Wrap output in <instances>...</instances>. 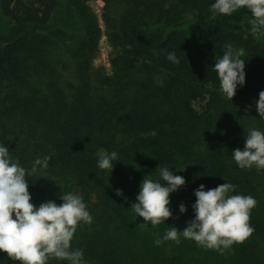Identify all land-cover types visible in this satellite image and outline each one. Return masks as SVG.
I'll list each match as a JSON object with an SVG mask.
<instances>
[{"label": "trees", "instance_id": "trees-1", "mask_svg": "<svg viewBox=\"0 0 264 264\" xmlns=\"http://www.w3.org/2000/svg\"><path fill=\"white\" fill-rule=\"evenodd\" d=\"M88 1L0 0L9 23L0 29V144L30 173L31 203L82 197L93 219L78 225L71 246L84 264H264V169H241L232 156L251 129L264 133L255 103L264 27L252 31L246 8L213 12L215 0H102L114 53L105 74L91 63L101 29ZM227 44L245 52V83L231 100L213 70ZM101 151L118 154L111 172L98 167ZM45 156L47 169L31 172ZM166 167L186 183L169 195L172 216L153 227L131 205L142 180L167 186ZM226 182L236 186L230 195L258 202L248 239L222 254L182 235L179 244L154 243L194 218V189Z\"/></svg>", "mask_w": 264, "mask_h": 264}, {"label": "clouds", "instance_id": "clouds-1", "mask_svg": "<svg viewBox=\"0 0 264 264\" xmlns=\"http://www.w3.org/2000/svg\"><path fill=\"white\" fill-rule=\"evenodd\" d=\"M241 8L248 9L252 14L249 21L252 31L264 27V0H215L211 5L213 12L223 15H231ZM224 47L223 56L216 60L213 70L220 80L221 91L231 100L237 86L245 83V60L241 59L245 52L242 48L234 50L231 44ZM166 58L179 63L174 52L167 53ZM158 83L163 86L162 79ZM258 95L256 109L259 117L264 118V90ZM149 134L155 136L156 132ZM98 155V167L110 172L113 161L119 160L115 151H101ZM232 156L241 169L253 166L258 171L264 169V133L251 129L243 150L234 149ZM50 159V156L43 159L38 157L31 172L36 171V166L47 169ZM27 174L30 173L19 161H13L10 157L9 148L0 144V252H5L19 264H48L51 259L67 261L68 264H84L83 250H73L71 246L78 225L81 222L91 224L93 219L82 197L72 193L62 194V203L48 200L37 207L31 203L28 180L25 179ZM160 176L167 186L151 179L142 180L137 202L131 205L144 223L150 222L153 227L165 223L172 216L169 195L186 183L184 177L174 175L168 167L160 170ZM235 188V185L227 182L208 190L203 184L199 185L194 189V218L187 222L183 230L170 227L163 238L154 243L159 246L163 241L171 240L179 244L182 235L195 241L198 246L221 254L233 244L243 243L254 231L249 222L251 210L258 202L250 195H230ZM115 192L117 196L123 195L120 189ZM179 211H186L183 203L179 205Z\"/></svg>", "mask_w": 264, "mask_h": 264}, {"label": "rangeland", "instance_id": "rangeland-1", "mask_svg": "<svg viewBox=\"0 0 264 264\" xmlns=\"http://www.w3.org/2000/svg\"><path fill=\"white\" fill-rule=\"evenodd\" d=\"M90 10L95 14L97 22L101 29V35L96 48L93 50L92 65L105 74H111L112 67L110 60L113 57V48L106 37V26L104 23V2L102 0H89L87 2ZM60 23V22H58ZM7 19L0 15V29L6 30L8 26ZM60 26V24H58ZM196 108H200V104L194 103ZM44 202V201H42ZM39 203L38 205H40ZM0 264H10V258L5 252H0Z\"/></svg>", "mask_w": 264, "mask_h": 264}]
</instances>
